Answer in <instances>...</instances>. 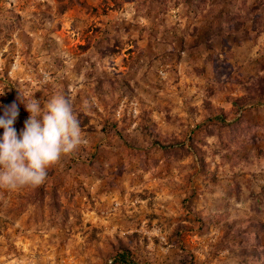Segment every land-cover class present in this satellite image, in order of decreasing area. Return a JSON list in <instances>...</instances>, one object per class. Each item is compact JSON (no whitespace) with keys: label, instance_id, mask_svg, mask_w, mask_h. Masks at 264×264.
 <instances>
[{"label":"rangeland","instance_id":"1","mask_svg":"<svg viewBox=\"0 0 264 264\" xmlns=\"http://www.w3.org/2000/svg\"><path fill=\"white\" fill-rule=\"evenodd\" d=\"M121 1L0 0V116L61 95L85 138L0 188V264H264V0Z\"/></svg>","mask_w":264,"mask_h":264},{"label":"clouds","instance_id":"2","mask_svg":"<svg viewBox=\"0 0 264 264\" xmlns=\"http://www.w3.org/2000/svg\"><path fill=\"white\" fill-rule=\"evenodd\" d=\"M33 97L34 94L30 98L21 96L29 116L19 134L14 128L19 115L15 103L4 107L0 116V188L8 191L42 186L48 169L85 143L70 99L57 95L41 109V102Z\"/></svg>","mask_w":264,"mask_h":264},{"label":"trees","instance_id":"3","mask_svg":"<svg viewBox=\"0 0 264 264\" xmlns=\"http://www.w3.org/2000/svg\"><path fill=\"white\" fill-rule=\"evenodd\" d=\"M116 4L119 6L122 4V1L116 0ZM243 22H244V17L237 15L235 17V20L232 21L231 27H233V28L234 27L235 28L241 27ZM210 58H213L214 60L217 61L216 56L211 55ZM262 98H264V93H262L260 95V100ZM244 99L245 98L242 99L241 97L237 98V99H232V105L235 108L236 114L239 112L240 108L243 106ZM216 119H217L216 122H218L220 124L224 123V122H219V121L223 120L222 116H216ZM223 128L227 129V133L225 134V138H227L228 141L233 142L234 138L236 139V136L241 134L242 132L243 133L248 132V133H246L248 135L251 127L248 123H246V120L243 117V115L240 114L239 116L235 117V119H233L232 121L224 123ZM205 130H206L205 134H207L208 136H212L216 133V131L214 130V126H211V125L205 126ZM248 138H251V135L248 136ZM155 142L158 143L162 147L165 157H168L169 155H173V156L177 157L179 154H182V152L188 153V150L183 148V147L180 148L181 151H179V153L178 152L174 153L173 150L169 149V146H164L163 144L160 143L159 140L155 139ZM50 175H51V171H48V176H50ZM35 191H36V193L34 196L42 201L43 195L40 194L38 188H36ZM55 195H56L55 190H53L50 198H51V202H52L53 206L57 207V209H58V204L56 203V196Z\"/></svg>","mask_w":264,"mask_h":264}]
</instances>
